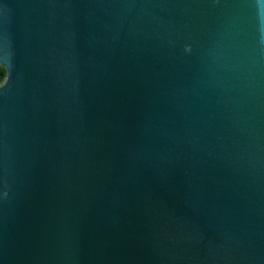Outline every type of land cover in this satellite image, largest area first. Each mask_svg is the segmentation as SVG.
Here are the masks:
<instances>
[{"label": "water", "instance_id": "water-1", "mask_svg": "<svg viewBox=\"0 0 264 264\" xmlns=\"http://www.w3.org/2000/svg\"><path fill=\"white\" fill-rule=\"evenodd\" d=\"M0 264H264L261 0H0Z\"/></svg>", "mask_w": 264, "mask_h": 264}, {"label": "trees", "instance_id": "trees-1", "mask_svg": "<svg viewBox=\"0 0 264 264\" xmlns=\"http://www.w3.org/2000/svg\"><path fill=\"white\" fill-rule=\"evenodd\" d=\"M5 75H6V70L2 66H0V83L5 78Z\"/></svg>", "mask_w": 264, "mask_h": 264}, {"label": "snow or ice", "instance_id": "snow-or-ice-1", "mask_svg": "<svg viewBox=\"0 0 264 264\" xmlns=\"http://www.w3.org/2000/svg\"><path fill=\"white\" fill-rule=\"evenodd\" d=\"M261 3H264V0H261Z\"/></svg>", "mask_w": 264, "mask_h": 264}]
</instances>
